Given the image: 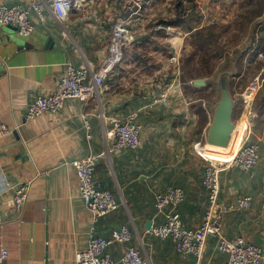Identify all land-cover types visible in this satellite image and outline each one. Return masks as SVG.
<instances>
[{
  "label": "crops",
  "instance_id": "crops-1",
  "mask_svg": "<svg viewBox=\"0 0 264 264\" xmlns=\"http://www.w3.org/2000/svg\"><path fill=\"white\" fill-rule=\"evenodd\" d=\"M175 2L76 0L63 20L43 3V20L30 14L29 35L0 27V126L10 129L0 138V253L7 251L0 264H76L91 226L96 235L108 237L121 225L132 236L109 246L113 260L132 247L149 264H225L227 254L218 250L214 237L196 258L179 255L170 240L152 237L148 230L162 221L155 196L170 187L184 191L178 206L182 225H201L208 199L201 183L203 161L193 149L208 145L224 98L231 103V122L239 118L242 96L255 82L251 100L258 117L252 140L259 160L248 171L228 167L220 174L215 211L226 238L241 237L264 254V59L259 57H264V0H190L182 15ZM29 4L0 0V7ZM118 26L126 27L133 41L96 95L87 103L67 99L56 111L26 119L38 97L56 90L65 64L91 72L101 67ZM199 31L203 37L197 40ZM175 45L179 59L172 63ZM215 51L217 56H210ZM194 63L200 69L190 71ZM196 80L204 84L195 85ZM129 116L142 127L140 145L113 149L112 122ZM95 155L101 156L95 179L115 195L117 207L92 225L76 162ZM22 184H29V191L18 214L13 192ZM246 197L250 206L239 208L238 200Z\"/></svg>",
  "mask_w": 264,
  "mask_h": 264
},
{
  "label": "built area",
  "instance_id": "built-area-1",
  "mask_svg": "<svg viewBox=\"0 0 264 264\" xmlns=\"http://www.w3.org/2000/svg\"><path fill=\"white\" fill-rule=\"evenodd\" d=\"M76 0H30L28 7L1 6L0 27L13 26L20 36H27L33 30L30 20L31 12L36 13L43 20V3L51 6V10L58 20L66 18L72 10ZM140 8V4H137ZM133 38L127 28H114L108 46L105 62L96 72L83 67L64 65V73L58 82L56 90L48 96L38 97L27 109L26 119H32L44 112L56 111L62 107L67 99H76L87 103L102 87L105 79L120 65L125 58V45ZM170 61L177 63L179 46L171 48ZM260 58L264 59L262 55ZM258 89L257 82L251 84L242 96V111L239 118L232 123L231 139H239V146L230 161L208 159L203 154L204 147H194V152L203 161L202 186L207 194L208 210L205 219L197 229L185 228L178 213V206L184 200V191L179 187H170L154 198V208L162 221L151 226L148 230L152 237L160 240H170L179 255H192L200 258L209 237L216 238L219 251L227 254L225 264H264V254L260 247L247 242L241 237L228 239L223 235L222 222L216 213L220 194V174L228 167L248 171L255 167L259 160V147L252 140L255 120L258 117L253 109L251 97ZM142 127L135 121V116L123 120H114L109 134L114 139V148L135 149L140 145ZM10 133L5 125L0 126V138ZM229 145V143H228ZM100 155L90 156L76 162V172L80 181V194L92 216V225L97 219L117 207L115 195L103 189L95 179V169ZM29 184H22L14 188L13 204L16 213H20L28 196ZM251 198L238 200L241 209L251 204ZM128 226L121 225L111 230L108 237L98 236L93 226L88 233L87 247L75 254L76 264H149L142 253L136 248H128L118 259L113 260L108 254L109 246L117 242H127L131 239ZM7 251L1 250L0 261L5 259Z\"/></svg>",
  "mask_w": 264,
  "mask_h": 264
},
{
  "label": "water",
  "instance_id": "water-1",
  "mask_svg": "<svg viewBox=\"0 0 264 264\" xmlns=\"http://www.w3.org/2000/svg\"><path fill=\"white\" fill-rule=\"evenodd\" d=\"M143 2H149L150 0H142ZM15 31V27L6 26ZM147 36L143 35L136 39V43L141 42ZM195 85H203L202 80L194 81ZM233 130L231 122V103L227 98H224L217 108V113L212 122L208 133L207 143L211 146H217L225 148L228 146L229 138ZM150 226V222H147L146 227Z\"/></svg>",
  "mask_w": 264,
  "mask_h": 264
},
{
  "label": "bare ground",
  "instance_id": "bare-ground-1",
  "mask_svg": "<svg viewBox=\"0 0 264 264\" xmlns=\"http://www.w3.org/2000/svg\"><path fill=\"white\" fill-rule=\"evenodd\" d=\"M75 3L76 1L74 2V5ZM238 142L239 139H231V141H229V145L225 148L207 145L203 149V154L211 160L228 162L231 160V158H233L236 150L238 149Z\"/></svg>",
  "mask_w": 264,
  "mask_h": 264
},
{
  "label": "rangeland",
  "instance_id": "rangeland-1",
  "mask_svg": "<svg viewBox=\"0 0 264 264\" xmlns=\"http://www.w3.org/2000/svg\"><path fill=\"white\" fill-rule=\"evenodd\" d=\"M184 4V3H183ZM186 4V3H185ZM186 5H188V4H186ZM184 6V5H183ZM176 11L177 12H179L180 11V8L179 9H176ZM179 15H181V13H178ZM126 28V27H125ZM202 31H199L198 33H197V40L198 39H200L201 37H203L202 36ZM231 37L233 38V39H235L234 37V34H232L231 35ZM203 52H204V54H206V51H202V52H199L200 53V57H202V58H204V57H206L205 55H202L203 54ZM211 54H213L214 56H217V52L215 51V52H212V53H210V56H211ZM186 58H188V57H186ZM146 59V58H145ZM199 60H201V59H199ZM190 64V63H189ZM155 68L154 67H152L151 68V71L153 72V70H154ZM189 69H190V71L193 69V70H198V69H200V68H196V65H195V63L193 64V65H191V66H189ZM201 72H205V68H201ZM152 85V87H153V83L151 84ZM192 96H194V95H192ZM196 97V96H195ZM255 129H256V127H255ZM254 133L255 134H257L258 132H257V130H256V132H255V130H254Z\"/></svg>",
  "mask_w": 264,
  "mask_h": 264
},
{
  "label": "trees",
  "instance_id": "trees-1",
  "mask_svg": "<svg viewBox=\"0 0 264 264\" xmlns=\"http://www.w3.org/2000/svg\"><path fill=\"white\" fill-rule=\"evenodd\" d=\"M189 2H190V0H176L175 7H176V9L180 8V11L177 13H181V15L184 14V12H186L188 10V8L184 7L183 3H189Z\"/></svg>",
  "mask_w": 264,
  "mask_h": 264
}]
</instances>
